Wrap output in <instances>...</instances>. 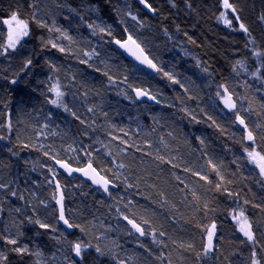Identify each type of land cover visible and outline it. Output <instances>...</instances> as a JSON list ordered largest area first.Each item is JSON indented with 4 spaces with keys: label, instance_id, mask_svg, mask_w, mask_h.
<instances>
[{
    "label": "trees",
    "instance_id": "trees-1",
    "mask_svg": "<svg viewBox=\"0 0 264 264\" xmlns=\"http://www.w3.org/2000/svg\"><path fill=\"white\" fill-rule=\"evenodd\" d=\"M146 2L152 16L132 0H0V237L17 241L0 239L7 257L0 264H130L131 250L152 264H178L172 228L194 239L182 264H264V178L245 151L264 155V0H229L235 12L223 0ZM13 13L29 29L15 49L6 47L3 23ZM125 33L155 65L161 61L156 76L113 46ZM53 86L64 94L57 104L50 103L57 99ZM134 88L161 106L137 102ZM221 94L231 97L233 111ZM131 108L136 114L123 116ZM106 130L117 132L113 143ZM145 138L167 143L180 159L200 154L207 174L200 197L183 184L180 163H160L139 150ZM210 151L221 160V174L208 163ZM53 159L76 167L90 162L117 188L105 196L59 174ZM54 176L66 218L76 225L71 234L56 220ZM146 202L157 207L163 226L145 218ZM241 211L252 242L233 219ZM124 217L142 227L143 238ZM92 218L103 220V228L90 231ZM119 224L131 231L130 242L113 234ZM212 224L217 247L205 253V229ZM78 242L86 246L82 257L73 251ZM17 247L27 252L18 254Z\"/></svg>",
    "mask_w": 264,
    "mask_h": 264
},
{
    "label": "snow or ice",
    "instance_id": "snow-or-ice-1",
    "mask_svg": "<svg viewBox=\"0 0 264 264\" xmlns=\"http://www.w3.org/2000/svg\"><path fill=\"white\" fill-rule=\"evenodd\" d=\"M140 3L143 4L146 8L149 9V11H154V9H152V7L146 2V0H140ZM223 6L226 9H232L233 12H235V9L233 7L232 4L229 3V0H223ZM221 18H224V22L226 24H230L231 21L227 20L225 18V14L221 13ZM133 20H136L135 16H132ZM237 19H239V17L237 16ZM3 23L8 25V43H7V48H12L15 49L16 45L19 43L20 39L24 36H27L29 34V29H28V22L18 18V15L16 13H13L10 17V19H5L3 20ZM41 27H44L45 25L41 24ZM240 29L247 32V28L245 27V25L243 23L240 24ZM51 31V29H49ZM101 31H103V29H101ZM110 34V33H109ZM116 44H118L121 48H124L126 51L129 52L130 55L134 56L135 59H137L140 63H146L149 67L153 68L156 71H159V69L157 68V66L153 63V61L151 59H149V57L147 55L144 54V50L143 48L140 46V44L137 43V41L133 38L132 35H128V38L126 41H121V40H116L115 41ZM53 47H57L55 44L52 45ZM60 51H64L63 48L59 49ZM85 55H88L87 53H85ZM84 62V61H82ZM28 64H31V60L27 61L26 63V67L28 66ZM167 75V74H166ZM109 80L112 79L111 76L108 77ZM168 79L172 80V76H168ZM173 82L175 83L176 81L173 80ZM12 83H16V81H12ZM136 92L137 98L147 95L148 99H154V97L150 94H148L146 91L144 90H140V89H133ZM51 91H54L56 94L57 99L56 100H51L50 103L52 104H57L58 101H60V98L64 95L61 91H59L56 86H53V88L51 89ZM158 102V101H157ZM226 107H228L230 110L235 108V105L231 103V97L228 98V100L226 101ZM236 119L237 121L241 124L245 126V131L247 132V139L250 141H254V136L253 133L248 130L247 126L245 125V121L244 119L241 118V116L239 115V113H236ZM245 151L247 152V155L249 157V159L253 162L257 163V167L260 169V173L262 176H264V155H261L260 153L256 152V150L253 148L252 150H249L247 147L245 148ZM158 159H160L162 162H167L164 161L163 157H158ZM58 164H60V167L66 169L69 173L73 172V171H77V169H72L70 168L66 163H62L61 161H57ZM120 167H124V165H120ZM89 169L95 173V169L92 168L91 164H89ZM79 171L84 172L85 175H88V172L84 169H79ZM185 171H189L188 169H185ZM194 175H199L198 173H193ZM53 179H55V176L53 177ZM103 184L102 186L104 187L105 191H107V185L109 184V181L107 179H103ZM200 179H206V177L204 176H200ZM98 181L93 179V183H97ZM57 189H59V184H57ZM14 194V193H13ZM63 196H61V198L59 200L56 201V203L58 205H60V216L59 219L61 221H63V223L68 227V228H73L76 227V225L71 224L64 216V209H63ZM125 219L128 220V223L132 226V228L140 234V236H144L146 233L145 231L138 226L136 223H134L131 219H128L127 217H124ZM233 219L237 222V224L239 225V231L247 238V240L249 242H252L254 237H253V232L251 230V225L249 224L248 220L246 217H244L243 215V211H241L238 215H235L233 217ZM37 224H39V226L41 228H49L50 226L44 223H41L40 221H36ZM215 228L216 225L213 224L211 226V228H207L205 229L207 231V244L204 247V252L208 253L210 251H212L213 249V244H212V239H213V235L215 232ZM54 230V229H53ZM83 231V229H81ZM160 235H164L163 232L160 233ZM0 239H5V242L7 244H11V245H15L17 243V241L15 239H6L4 237H0ZM86 246L81 244V243H75L73 245V251L75 253V256L77 257H82V251L84 250ZM187 247L191 248L192 245L189 244L187 245ZM15 252H17L18 254H24L27 252L26 248H15L14 249ZM96 251L99 253L100 252V248L97 247ZM102 254V253H101ZM253 256H255V252H253ZM7 257L4 256L2 253H0V260H6ZM253 264H258V262L253 259Z\"/></svg>",
    "mask_w": 264,
    "mask_h": 264
},
{
    "label": "rangeland",
    "instance_id": "rangeland-1",
    "mask_svg": "<svg viewBox=\"0 0 264 264\" xmlns=\"http://www.w3.org/2000/svg\"><path fill=\"white\" fill-rule=\"evenodd\" d=\"M47 4V3H46ZM161 63L160 60H157L156 65L159 66V64ZM221 98L223 100L224 105L226 106V101L228 100L227 96H224L223 94H221ZM228 110L229 108L226 107ZM232 111V110H230ZM137 112V110L131 108V109H127L124 110L122 112L123 116H129V115H135ZM236 119V117H235ZM236 122L237 119H236ZM239 123V122H238ZM240 124V123H239ZM241 125V124H240ZM241 128L244 129V125H241ZM106 134L108 135V143H113L114 139L117 137V132L113 131V130H106ZM139 150L144 153V155H146L147 157H149L152 160H156L157 162H162L160 159H158V157H163L164 159L166 158L168 160L169 164H173V162L176 163H180V169H181V177H182V182L183 184L190 189V191L197 193V197H200V194H202L203 191V181H205L206 179H200V176H204L207 178V174H206V168L205 165L203 164V159L201 158L199 153H189L188 154V158H182L180 159L177 155H175L172 151H170V148L168 147V144L165 143L162 146H157L155 143L148 141L146 138L142 140L141 145L139 146ZM208 157V163L214 168L216 169L220 174H221V167H220V163L221 160L218 157V155L213 152L210 151L208 152V154L206 155ZM251 161V160H250ZM254 166L256 167V169L258 170V172L260 173V169L257 167V163L253 162ZM158 164L155 165V169L156 170ZM185 169H188L189 171H185ZM193 173H198L199 175H194ZM261 175V173H260ZM262 176V175H261ZM264 178V176H262ZM142 213L146 216L145 218L147 220H155L157 224L162 225V222L159 219V210L157 209V207L155 206H151L150 203L146 202L143 204L142 207ZM42 215L44 216H50V211L47 210H42ZM103 224V220L99 221L98 219H94L92 218L91 222H90V227H95V228H103L102 226ZM109 228V227H108ZM165 228V227H164ZM211 228V227H208ZM186 231V230H185ZM112 232L115 236H118V234L122 235L124 238H129L131 239V231L126 229V227H124L123 225H116L115 229H112ZM187 234L189 233L188 231H186ZM217 232H218V228H216L214 235H213V239H212V244H213V249H216L217 247V243H216V238H217ZM185 232L181 231V230H177L176 228H172L169 231V237H170V241L171 244L173 245L172 248V252L174 254V258L177 261L178 264H182L183 261H185L183 258V251L187 250L188 247L186 245H193L194 243V239H189L188 236L186 234H184ZM189 235V234H188ZM205 240H207V232L205 234L204 237ZM186 246V247H185ZM131 254V255H130ZM138 252L137 251H130L129 252V256H131V258L129 259V263L130 264H152L148 258V256L142 255V257L138 256ZM137 255V256H136ZM187 259V258H185Z\"/></svg>",
    "mask_w": 264,
    "mask_h": 264
},
{
    "label": "water",
    "instance_id": "water-1",
    "mask_svg": "<svg viewBox=\"0 0 264 264\" xmlns=\"http://www.w3.org/2000/svg\"><path fill=\"white\" fill-rule=\"evenodd\" d=\"M134 1L136 4H138V6L140 8H142L145 13L149 16L153 15V11H149L148 8H146L143 4L140 3V0H132ZM128 38V35L126 34L124 36L123 39H121V41H126ZM118 39H113L112 43L113 46L121 53L122 57L127 60L128 62H131L133 64H135L137 67L148 71L149 73H151L152 75L156 76L157 75V71L154 70L153 68L149 67L146 63H140L137 59H135L134 56L130 55L128 51H126L124 48H121L118 44L115 43V41ZM138 43V42H137ZM139 44V43H138ZM144 50V49H143ZM144 54L147 55L149 57V55L144 51ZM150 59V57H149ZM134 89H140L143 90L141 88H134ZM145 91V90H144ZM147 92V91H146ZM148 94L152 95L151 93L147 92ZM132 96L133 98L139 102V103H144L150 106H161V102L154 96V99H148L147 95L141 96L139 98H137L136 92L132 89ZM158 101V102H157ZM233 111V110H232ZM57 161H61L62 163H66L70 168L72 169H77V171H73L71 173H69L66 169L60 167V164L57 163ZM89 164H91L92 168H94L96 170V168L92 165V163L88 162L80 167H76V166H72L69 163H67L66 161L63 160H58V159H54L53 160V166L55 167L56 171L61 174L64 175L66 178H71L73 176L78 177L79 179H81L82 181L88 183L89 185H91L92 187H94L95 189L99 190L103 195L108 196L109 194V190L115 188L114 184L109 181V184L107 185V191H105L104 187L102 186L103 184V179H106L103 175H101L97 170L95 171V173H93L90 169H89ZM79 169H84L88 172V175H85L84 172L79 171ZM93 179L97 180V183H93ZM53 180V186H54V190H55V208H56V214H57V222L60 225V227H62L66 232L71 233L72 232V228H68L63 221H61L59 219L60 216V205H58L56 203L57 200H59L61 198V196H63V209H64V216L66 218L65 215V198L63 195V191L61 188L60 183L58 182V180L56 179H52ZM57 184H59V189H57ZM67 219V218H66ZM68 220V219H67ZM133 221V220H132ZM124 222L126 223V225L139 237V238H143L144 236H140L139 233H137L132 226L128 223V220L124 218ZM134 222V221H133ZM136 223V222H134ZM137 224V223H136ZM138 225V224H137ZM140 226V225H138ZM141 227V226H140ZM142 228V227H141Z\"/></svg>",
    "mask_w": 264,
    "mask_h": 264
},
{
    "label": "bare ground",
    "instance_id": "bare-ground-1",
    "mask_svg": "<svg viewBox=\"0 0 264 264\" xmlns=\"http://www.w3.org/2000/svg\"><path fill=\"white\" fill-rule=\"evenodd\" d=\"M127 33H125V35H126ZM128 35V34H127ZM171 122V121H170ZM54 160V159H53ZM53 160H52V163H53ZM72 178V177H71ZM69 179V178H68ZM113 183V182H112ZM114 184V186H115V188H113V189H110V190H115L117 187H116V184L115 183H113ZM110 190H109V192H110ZM109 195V194H108ZM56 220H57V214H56ZM58 223V222H57ZM213 225V224H212ZM61 229L64 231V232H66L62 227H61ZM95 229H93V227L91 228L90 227V231H94ZM215 230H216V228H215ZM72 232H73V228H72ZM71 232V233H72ZM95 232V231H94ZM66 233H68V232H66ZM71 233H68V234H71ZM125 240H126V243L127 242H130V240L131 239H129V238H124ZM115 252L117 253V255H119V252L121 251V247H120V245L118 244V243H116L115 245ZM104 247V246H103ZM117 250H120V251H117ZM142 257V256H141Z\"/></svg>",
    "mask_w": 264,
    "mask_h": 264
}]
</instances>
